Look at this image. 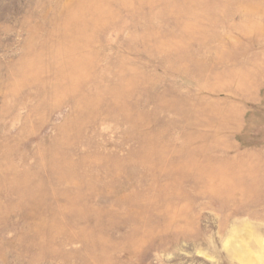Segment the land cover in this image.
I'll return each mask as SVG.
<instances>
[{"label":"rangeland","instance_id":"rangeland-1","mask_svg":"<svg viewBox=\"0 0 264 264\" xmlns=\"http://www.w3.org/2000/svg\"><path fill=\"white\" fill-rule=\"evenodd\" d=\"M0 264H264V0H0Z\"/></svg>","mask_w":264,"mask_h":264}]
</instances>
